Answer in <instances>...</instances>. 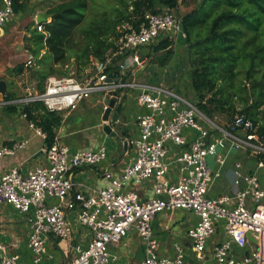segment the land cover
Masks as SVG:
<instances>
[{
	"label": "built area",
	"instance_id": "2783aa9c",
	"mask_svg": "<svg viewBox=\"0 0 264 264\" xmlns=\"http://www.w3.org/2000/svg\"><path fill=\"white\" fill-rule=\"evenodd\" d=\"M182 1L179 0V11L148 12L138 30L128 27L116 52L106 61L94 60L95 75L90 80L53 76L48 78L42 93L0 102V106L42 102L50 111L72 112L92 94L117 91L120 98L121 91L126 89L136 92L138 106L149 110L137 116L139 134L124 139V144L134 150L132 163L118 174L106 173L109 183L93 193L75 191L73 172L105 161L108 150L104 144L72 152L55 141L44 149L45 166L27 174L18 168L0 171V206L11 205L29 216L33 232L28 246L35 264H40L47 254L50 235L61 240L73 237L75 227L68 215L73 211H77L76 225L90 231L92 240L85 248L76 247V255L67 264L115 263L118 256L110 252V247L120 244L132 231L145 244L146 255L140 264H186L179 246L174 258L159 254L153 230L158 214L179 210L198 217L187 233L197 261L206 260L211 240L222 228L228 239L213 249L216 264H264V133L260 124L245 114H236L230 122L220 124L173 88L132 80L134 62L154 54H143L142 48L169 40L174 50L179 37L186 40L179 13ZM14 17L12 0H1L0 29L4 30ZM36 27L39 32L44 31L42 23L36 22ZM119 58H123L119 74L113 72L110 76L108 69ZM33 61L31 56L27 66L31 67ZM127 72L131 79L124 81ZM107 108L105 105L104 110ZM37 132L47 138L42 130ZM26 144L23 141L0 147V160L15 155ZM172 146L182 150L173 152ZM232 151L245 154L251 164L246 167L237 161L233 168L237 190L212 197L211 189L223 172L212 169L209 159L215 157L222 167ZM149 181L154 182L153 195L142 199L137 188ZM52 199L58 202L51 204ZM250 232L260 239L251 250L253 242L247 237ZM10 246L17 244L0 241V264H20L21 256L9 253ZM238 251L243 253L237 254Z\"/></svg>",
	"mask_w": 264,
	"mask_h": 264
},
{
	"label": "trees",
	"instance_id": "16d2710c",
	"mask_svg": "<svg viewBox=\"0 0 264 264\" xmlns=\"http://www.w3.org/2000/svg\"><path fill=\"white\" fill-rule=\"evenodd\" d=\"M12 2L15 15L25 11L23 0ZM178 7L179 0H65L48 8L43 17L50 22L42 23L44 31L28 29L26 49L34 57L31 79L38 92H44L48 78L70 76L71 67L80 80L91 78L94 60L106 61L116 52L128 27L138 30L146 13L162 14ZM180 15L198 108L211 119L225 115L229 122L236 114H245L264 133V0H201ZM171 44L163 40L151 52L171 54ZM121 60L108 69L110 76L119 74L115 64ZM22 114L47 135V146L55 142L61 113L35 102L24 105Z\"/></svg>",
	"mask_w": 264,
	"mask_h": 264
},
{
	"label": "crops",
	"instance_id": "0c3cea01",
	"mask_svg": "<svg viewBox=\"0 0 264 264\" xmlns=\"http://www.w3.org/2000/svg\"><path fill=\"white\" fill-rule=\"evenodd\" d=\"M13 30L12 28H8V33H6L4 29L0 36V81H5L7 83V92L4 95L0 93V102L14 101L19 97L33 93L30 88L23 90L19 84L18 79L20 78L22 80H31V76L29 77L28 75L29 67L27 64L32 55L29 54L27 50L22 52L17 49L16 43L11 40ZM183 44H185V42ZM151 51H145L143 54L151 53ZM173 51H175L176 56L177 49L175 44ZM174 59L175 57L170 62L164 61L161 67H168L166 65L172 63ZM121 62L122 61H118L115 67L119 68ZM139 73V70L135 71L134 76ZM145 76H147V71L144 72L142 76L136 78V80L142 82L140 79ZM126 77V80L131 79L130 72L126 73ZM18 86H20V88H18ZM122 92L123 90L120 96ZM34 93L39 92L37 90V92ZM7 94L14 95V98L8 100ZM95 94L98 96L95 98H87L79 105L77 110L72 112H61L63 120L61 126L57 130L55 141L60 145L68 146L72 152L82 149L97 148L103 144L107 147V143L113 138L107 136L103 131V127L105 126L103 122V116L105 114L104 106L109 105L110 97L105 93ZM11 106L12 105L0 106V108L9 109ZM21 106L24 107V105ZM117 106H119V104H117ZM120 108L121 123L119 126L127 130L129 138H135L139 134V129L136 124L137 116L147 114L149 110L138 106L136 92L134 91H128L127 95L123 96L122 99L120 98ZM20 109V107H17L16 111L10 109L9 111L11 112L10 114H13L20 111ZM115 112H119L118 107L113 111V113ZM22 115L29 121L28 127L25 126L13 129L11 127L12 121L9 116H5L3 119L0 118V147H11L18 142H27L26 146L18 150L15 155L7 156L0 160V169L3 173L13 168H18L22 174H27L29 171L38 169L47 164V157L44 153V149L47 146L46 139L37 132V129H42L33 121L29 120L26 114ZM32 124L34 128L31 127ZM88 133H90L89 136ZM124 142V139H118V142H116V149H109L107 147V159L100 164L93 167H83L73 172L76 192H84L86 194L93 193V191L109 183L106 173L118 174L132 163L134 150L132 147H127ZM170 148L173 152H178L177 147L172 146ZM222 154L225 156L226 153L223 152ZM237 161H242L246 167L251 164L245 154L234 151L229 154L227 163L222 167L218 165L215 157L209 159V165L212 169H221L223 172L222 177L215 181L210 196L217 197L223 194H233L237 190L234 186L233 175V168ZM153 187L154 182L149 181L138 187L137 191L142 199H148L153 195ZM49 202L51 204H56L58 201L52 199ZM174 212H165L166 219H168L166 225L163 224V221L158 215L153 221L154 236L158 243L159 254L174 258L177 255L176 247L179 246L183 249L186 264H216L212 253L215 246L228 239L224 230L219 228L218 232L211 240L206 260L204 262H199L196 259L193 247L187 236L188 230L198 222V217L188 211H184L185 213L183 215L176 217ZM68 215L75 227L73 237L70 240H61L50 235L47 241V254L40 264H67V262L76 255V247L85 248L92 240L90 231L76 225L77 211L69 212ZM169 223H171L173 227ZM173 228H176V230L173 231ZM177 230L183 231L185 239L179 237L173 241L169 248L160 244L157 235L167 233L168 236H173L177 233ZM32 232L33 227L29 221L28 215L21 214L11 205L0 206V241L7 244H17V247L10 246L8 252L19 254L21 256L20 264H35L33 261V253L28 246V241ZM255 244L254 242L251 243L249 250L255 248ZM235 250L237 251V249ZM110 252L118 256V260L113 264H140L146 255L145 244L136 231L130 232L120 244L111 246ZM239 252L241 251H238L237 254H239Z\"/></svg>",
	"mask_w": 264,
	"mask_h": 264
},
{
	"label": "rangeland",
	"instance_id": "374dc122",
	"mask_svg": "<svg viewBox=\"0 0 264 264\" xmlns=\"http://www.w3.org/2000/svg\"><path fill=\"white\" fill-rule=\"evenodd\" d=\"M26 6L25 11L21 12L20 14H16L14 19L4 28L6 33H8V28H12L13 34H12V42L16 43L17 49L20 51H25L27 50V44H28V38L31 37V30L37 28L36 27V17L37 16H42L45 14L48 8L63 2L65 0H23ZM183 4L180 6V13L185 14L189 11H191L196 4L200 3L201 0H183ZM48 22H50V19H48ZM31 29L30 31L28 29ZM38 30V29H37ZM184 41L181 39V37L174 42L175 47L177 49V54L175 56L174 61L172 63L167 64L165 70H161L159 67L155 65V63L151 64L150 69L147 71V76L143 77L140 79L142 82L148 83V84H159L168 88H173V90L180 94L181 96L188 98L189 100L196 102L194 99V92L191 87V67L186 59V52H185V47L183 44ZM152 47H144L142 48V51L145 53V51H151ZM29 53V51L27 50ZM30 54V53H29ZM34 63L32 64V67H29L28 69V75L29 77L31 76V70H33ZM91 72V71H89ZM75 68L71 67V75L67 77L73 76L74 78H77L79 81L85 82L90 80L92 77H94L95 72L92 74L91 78L86 79V80H80L76 75H75ZM55 77L59 78H66L65 76H59L56 75ZM19 84L23 90H27V88H30L31 91L37 92V82L34 80L25 79L22 80L21 78L18 79ZM27 81V82H24ZM18 84V85H19ZM18 86V88H20ZM131 92L133 90H130ZM23 93V92H22ZM97 94H93L89 96L88 98H95L97 97ZM17 107H20V111L10 114L11 112L9 109L5 108H0V118L3 119L5 116H9L11 119V127L13 129L18 128V127H28L29 126V121L23 117L22 115V110L23 107L21 105H17ZM242 107L238 105V110H240ZM212 120L217 121L220 124H226L227 122V117L225 115H215ZM6 126V125H5ZM90 133H88V136ZM116 142H118V139L116 138H111L109 142L107 143V147L109 149H116ZM178 152L181 151V148L177 149ZM5 158V157H4ZM1 171V169H0ZM185 212L184 210H179L175 211L174 214L176 217H180L183 215ZM158 217L161 218L163 221V224L166 225L168 222L167 217L165 216V213H160L158 214ZM172 227L173 225L169 223ZM86 229V228H85ZM176 228H173V231H175ZM177 233L174 234L173 236H168L167 233H163L160 235H157V238L163 246L170 247V245L173 243L174 240L180 238L185 239V234L183 233L182 230H177ZM179 235V236H178ZM174 239H173V238ZM173 240H172V239Z\"/></svg>",
	"mask_w": 264,
	"mask_h": 264
},
{
	"label": "water",
	"instance_id": "95a60500",
	"mask_svg": "<svg viewBox=\"0 0 264 264\" xmlns=\"http://www.w3.org/2000/svg\"><path fill=\"white\" fill-rule=\"evenodd\" d=\"M48 20L45 17L42 16H37L36 17V22L41 24V23H46ZM3 30L0 29V36L2 35ZM175 57V51H173L171 54L168 52H162V53H154L153 55L146 57L143 56L139 59V62H134L133 64V69L136 71H140L139 74H136L132 80L135 78H138L143 75L144 72L148 71L151 67L152 63H155L157 67H159L161 70H165V67H161V64L164 61L170 62L173 58ZM139 63H143V66L140 67ZM141 68V69H140ZM131 80V81H132ZM110 82L112 80L110 79ZM7 92V83L5 81H0V93L1 94H6ZM127 90L124 89L122 92V95L120 98L122 99L123 96L127 95ZM110 97V102L108 105L107 110L105 111V114L103 116V122H108L106 125L103 127V131L107 136H111L113 138H118V139H125L128 137V132L127 130L124 129V127H120L121 123V118H120V113L115 112L113 113L114 110L120 108V98H119V93L117 91H112L109 94ZM119 104V106H117ZM248 239L256 244H259L260 239L259 236L253 232H250L247 235Z\"/></svg>",
	"mask_w": 264,
	"mask_h": 264
}]
</instances>
